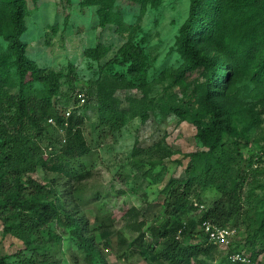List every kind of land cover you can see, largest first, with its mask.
I'll return each instance as SVG.
<instances>
[{"label": "rangeland", "instance_id": "374dc122", "mask_svg": "<svg viewBox=\"0 0 264 264\" xmlns=\"http://www.w3.org/2000/svg\"><path fill=\"white\" fill-rule=\"evenodd\" d=\"M24 1L25 30L20 40L25 54L39 68L59 73V88L51 101L59 109L72 106L75 115L83 116L80 136L84 151L75 150L59 161L56 154L64 146L57 129L46 121L41 128L35 127L28 116L18 113L19 87L10 66L13 85L0 83V182L27 195L32 190L29 180L41 184L55 179L63 209L84 220L83 237L91 239L92 250L106 264H164L142 242L141 231L164 218L169 184L187 177L189 153L206 149L196 137L195 126L169 109L196 107L194 88L204 81L200 67L182 77L176 75L183 62L177 40L190 0H146L144 8L141 0H115L113 9L127 27L122 33L115 25L99 26L96 6L85 5L84 0ZM129 35L147 63V118L141 120L127 112L108 122L97 109L96 79L99 70L100 76L125 72L127 64L116 61ZM97 43L104 45L105 55L99 60L85 56L84 50ZM7 45L0 36V60L10 63L13 55ZM258 57L256 54L254 62ZM253 87L248 76H238L218 95L217 101L231 111L237 129V134L227 135L221 142L231 162L210 171L212 178L206 184L208 174L192 180L187 204L198 203L203 208L188 210L183 217L196 220L201 210L236 184L240 206L231 224L237 226L242 241H251L245 247L261 250L258 256L262 257L264 230L259 231L258 225L264 198V101L255 96ZM80 92L85 101L76 106ZM26 93L33 96L30 90ZM114 96L119 108L126 110L127 98L140 99L142 93L136 88L117 89ZM58 163L67 173L56 168ZM204 164L202 160L200 166ZM1 218L0 255L7 264H100L63 214L35 231L14 229L5 234ZM139 221H145L142 230L136 226ZM212 254L221 257L218 249ZM199 258L214 264L205 255Z\"/></svg>", "mask_w": 264, "mask_h": 264}, {"label": "trees", "instance_id": "16d2710c", "mask_svg": "<svg viewBox=\"0 0 264 264\" xmlns=\"http://www.w3.org/2000/svg\"><path fill=\"white\" fill-rule=\"evenodd\" d=\"M114 1L84 0L83 4L96 6L99 26L115 25V30L122 33L127 27L123 25L120 13L113 9ZM140 2L141 8H144L146 0ZM24 16V0H0V36L7 40V46L13 55V61L10 63L0 60V83L2 86L13 85L10 71V66H13L19 87L17 111L21 116H28L35 127L41 128V122L48 117H53L59 123L60 112L67 108V105L59 109V106L51 101L59 88V73L39 68L25 54V44L20 40L25 30ZM129 33L132 32L129 30ZM177 44L183 58L176 71L177 77L200 67L204 81L194 88L196 107L182 109L174 106L169 109L179 119L189 120L195 126L196 137L206 149L189 153L188 167L185 168L187 177L170 182L163 202L164 218L143 230L145 221H139L136 226L142 230V242L164 264H191L188 262L190 259L198 264H208L199 258L201 255L209 257L214 264H237L229 261L225 255L214 258L212 250L215 248L197 241L199 235L197 236L196 232V225L203 219H209L220 226L237 228L231 224L240 206L237 203L236 184L230 187L232 191L225 192L213 201L211 206L201 210L196 220L184 218V215L188 210L197 211L200 205L192 202L187 204L192 180L200 174L206 176L223 163L231 162V157L221 142L225 136L237 134V129L232 124L231 111L217 101L218 95L223 94L231 78L245 75L254 84L255 96L264 101V0H190L188 15L180 27ZM119 51L121 58L116 62L127 64L126 70L124 73H103L101 76L102 70H99V77L96 79L97 109L108 122L127 112L145 120L147 114L144 106L150 91L146 80L145 56L142 49L132 43L130 35ZM105 53L106 48L101 43L84 50L85 56L93 60H99ZM256 54H259V57L254 62ZM34 83L40 84V88L34 86ZM131 88L138 89L142 97H128V108L120 109V102L114 96L115 91ZM26 90L32 91L33 96H29ZM69 122L66 143L56 154L59 161H63L75 150L84 151L80 136L83 116L73 113ZM73 126L75 130L71 131ZM39 159L44 160L41 157ZM202 160L205 162L204 166H200ZM56 168L67 173L60 163ZM208 175L210 178L205 184L212 178ZM77 177L80 178L81 175ZM54 185L55 179L41 184L29 180L28 186L32 190L24 195L20 190L0 182V215L4 224L2 232L5 234L14 229L32 232L63 214L71 220L75 234L90 255L97 257L100 264H106L99 253L92 250L91 239L83 237L84 220L81 217H72L71 212L63 209L64 201L57 196ZM48 196H52V199ZM261 202L259 231L264 230V198ZM178 231L179 238H176ZM241 241L231 250L243 249L253 258L262 252L253 248L247 249L245 245L251 242L248 239ZM0 264H7L4 255H0Z\"/></svg>", "mask_w": 264, "mask_h": 264}, {"label": "built area", "instance_id": "2783aa9c", "mask_svg": "<svg viewBox=\"0 0 264 264\" xmlns=\"http://www.w3.org/2000/svg\"><path fill=\"white\" fill-rule=\"evenodd\" d=\"M77 99L78 103L76 106H80L85 101L84 94L81 92L77 93ZM71 110L72 106L61 110V120L59 123L53 117H48L45 120L50 126L57 129L63 145L66 143V135L70 127L69 118L71 116ZM73 130L74 127H72L71 131ZM47 148L50 150L51 146H47ZM199 208H203V205H199ZM199 208L198 210H200ZM196 232L197 236L199 235L197 241L202 242L205 246L211 245L215 249H218L221 255H225L232 263L264 264V255L262 257L257 256L253 258L243 249L231 250V248L241 240L239 238V231L235 227L220 226L212 223L209 219H203L196 225ZM176 238H179V231Z\"/></svg>", "mask_w": 264, "mask_h": 264}]
</instances>
